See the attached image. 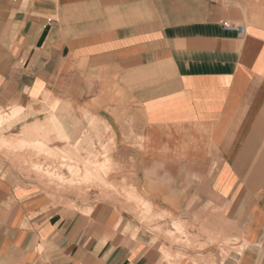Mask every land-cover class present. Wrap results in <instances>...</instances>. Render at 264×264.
<instances>
[{
    "label": "crops",
    "instance_id": "0c3cea01",
    "mask_svg": "<svg viewBox=\"0 0 264 264\" xmlns=\"http://www.w3.org/2000/svg\"><path fill=\"white\" fill-rule=\"evenodd\" d=\"M173 14L0 0L2 136L58 132L121 167L118 194L72 208L0 155V264H264V0Z\"/></svg>",
    "mask_w": 264,
    "mask_h": 264
},
{
    "label": "rangeland",
    "instance_id": "374dc122",
    "mask_svg": "<svg viewBox=\"0 0 264 264\" xmlns=\"http://www.w3.org/2000/svg\"><path fill=\"white\" fill-rule=\"evenodd\" d=\"M133 3L136 9L140 7L141 11H145L148 22L155 21L156 23L157 21L158 23L162 20L165 23L168 18L171 21L174 20L176 17L174 12L177 11L180 14L189 8H197L201 6L202 0H133ZM16 119L15 114L14 116L12 114L0 115V144H3L0 145V155L18 162L20 167L25 168L24 171L33 172L34 182L40 188L44 185L50 187L51 192L54 193V196H50L53 205L67 204V207L75 208L74 200L88 204L112 197L113 192L118 194L117 187L108 178L113 172L120 171L121 167L112 163L111 149L108 146L81 147L80 142L68 141L58 132H52L51 138L53 139L47 142L43 141L41 135L31 136L29 132V135L21 132L19 137L13 139L11 135L3 137L2 133L6 130L4 128L8 129ZM60 143L63 146H54ZM87 168L92 172H88ZM93 173L96 175L94 176ZM119 191L124 193V195L119 194L120 200L132 201L129 198L130 190L121 188ZM175 228L179 235L183 234L181 227L176 226ZM166 237L177 241L171 233H167ZM178 240L181 241V238Z\"/></svg>",
    "mask_w": 264,
    "mask_h": 264
},
{
    "label": "bare ground",
    "instance_id": "6f19581e",
    "mask_svg": "<svg viewBox=\"0 0 264 264\" xmlns=\"http://www.w3.org/2000/svg\"><path fill=\"white\" fill-rule=\"evenodd\" d=\"M53 101H54V100H53ZM51 106H52V105H51ZM60 106H61V104H60ZM19 107H20V106H19ZM57 107H58V106H57ZM57 107H55V108H57ZM21 108H22V107H21ZM49 109H50V108H49ZM53 110H54V109H53ZM53 110H52V108H51V111H53ZM50 114H51V113H50ZM15 115H16V114H15ZM17 115H18V114H17ZM52 115H53V114H52ZM49 116L52 117L51 115H49ZM53 116H56V115L54 114ZM19 117H20V116H19ZM20 119H23V116H22V118H20ZM54 119H55V117H54ZM50 120H51V119H50ZM0 122H1V120H0ZM55 122H56V121H55ZM53 123H54V121H53ZM60 123H61V122H60ZM60 123H59V121H58L57 124L60 125ZM35 124H36V123H35ZM36 125L39 126V124H36ZM60 126H61V125H60ZM39 128H40V127H39ZM54 128H55V127H54ZM24 129H25V128H24ZM36 129H37V127H36ZM32 130H33V129H32ZM32 130H31V131H32ZM25 131H27V129H26ZM25 131H24V132H25ZM29 131H30V130H29ZM29 131H28V132H29ZM37 131H38V129H37ZM34 132H35V131L32 132V135H31V136H34V134H33ZM63 133H65L64 130H63ZM24 134H25V133H24ZM24 134H23V135H24ZM27 134H28V133H27ZM73 134H74V133H73ZM28 135H29V134H28ZM13 136H14V135H13ZM31 136H30V137H31ZM46 136H47V135H46ZM64 136H65V134H64ZM26 138H27V137H26ZM28 138H29V137H28ZM31 138H33V137H31ZM35 138H36V137H34V139H35ZM54 138H56V137H54ZM66 138H67V136L65 137V139H66ZM42 139H43V138H42ZM44 139H45V138H44ZM44 139H43V140H44ZM46 139H47V138H46ZM46 139H45V140H46ZM52 139H53V137H52L50 140H52ZM67 139H68V138H67ZM50 140H49V141H50ZM55 140H57V139H55ZM59 141H60V140H59ZM46 142H47V140H46ZM35 143H36V142H35ZM37 143H38V142H37ZM41 143H42V141H41ZM0 145H3V144H0ZM44 145H45V144H44ZM4 146H5V145H4ZM100 165H101V164H100ZM35 167H36V166H35ZM103 167H104V166H103ZM38 168H39V166H38ZM100 168H101V167H100ZM91 169H92V168H91ZM39 170H40V169H39ZM106 170H107V169H106ZM87 171L90 172V170H89L88 168H87ZM87 171H86V173H87ZM91 172H92V171H91ZM91 172H90V173H91ZM94 173H95V172H94ZM94 173H93V174H94ZM105 173H106V172H105ZM93 174H92V175H93ZM98 174H99V172H98ZM95 175H96V174H94V176H95ZM99 176H100V175H99ZM100 177H101V176H100ZM47 178H48V177H47ZM50 178H51V177H50ZM96 178H97V177H96ZM83 180H84V179H83ZM103 180H104V179H103ZM87 181H88V178H87ZM76 182H77V181H76ZM93 182H94V181H93ZM84 183H85V182H84ZM104 183H105V182H104ZM104 183H103V184H104ZM69 184H70V182H69ZM72 185H73V182H72ZM174 225H175V224H174ZM176 226H177V225H176ZM176 226H175V227H176ZM175 227H174V228H175ZM178 227H179V226H178ZM179 228H180V227H179ZM180 230H181V229H180ZM177 232H178V231H177ZM177 240H178V239H177ZM225 254H226V253H225Z\"/></svg>",
    "mask_w": 264,
    "mask_h": 264
}]
</instances>
